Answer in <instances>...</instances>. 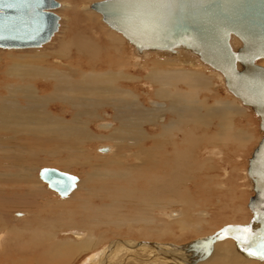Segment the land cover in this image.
Masks as SVG:
<instances>
[{"label": "bare ground", "instance_id": "bare-ground-1", "mask_svg": "<svg viewBox=\"0 0 264 264\" xmlns=\"http://www.w3.org/2000/svg\"><path fill=\"white\" fill-rule=\"evenodd\" d=\"M90 1L81 0L85 4L82 7L90 6L87 5ZM62 5L59 3V7ZM118 41L105 30L101 36H93L92 41L80 40L72 53V49H66L70 45L65 44L62 46L64 50H58L56 45V51L42 48L0 54V224L8 223V243L0 244V261L6 264H29L24 257L29 254L32 263L65 264L68 261L65 259L72 258L73 254L94 247L100 240L95 237L94 231L107 225L111 228L126 224L131 228L130 231L137 234L136 238L143 241H114L113 238L111 242L100 243L97 250L88 251L83 258L85 264L94 261L95 257L101 259L103 254H109L112 249L122 250L120 256L123 257V264H184L186 262L182 256L189 258L194 256V251L199 254L202 248L211 249L220 239H229L234 243L229 236L216 237L215 233L222 228L227 234L241 237V226L247 225L249 219L245 223H226L212 234L185 245L152 241L151 238L166 236L171 220L175 219L173 217L180 220V236L184 237L189 230L199 233L203 221L200 218L206 217L208 213L198 202L200 199L191 197L186 181L190 180L199 194L206 180L210 184L216 177L214 157L220 154L221 147L230 145L229 158L232 163L233 158L238 157L237 152L242 153L246 149L250 135L245 128H235L232 122L246 110L233 96L230 100L216 96L214 88H210L215 84L214 73L205 75L202 70L190 66L185 68V62L190 61L195 65L197 59L184 51L162 62H147L149 71L148 66L143 64L148 72L143 75L142 80L145 82L141 83L136 70L139 71L143 66L137 63V57L133 54L135 51L131 50L133 47H123V40L121 43ZM231 43L233 47L239 46L235 39ZM105 52H111L116 57L106 58L103 55ZM261 64L264 66V62ZM139 84L144 85L143 92ZM140 94L144 95L147 105L141 103ZM90 124H101L105 131L110 132L92 134L89 131ZM18 139L21 140L19 143L13 141ZM24 141L29 142V145ZM93 141L112 144L111 147L98 148L101 154L109 151L114 153L108 157L95 155L90 158L89 150ZM43 142H59L60 149L71 150L70 156L65 151L67 157H61L60 151H57L59 154L53 158L65 169L82 165L79 162L72 163L77 159L71 157L73 154L88 156L90 162L88 159V162L82 161L88 168L86 193H83L84 196L81 194L80 199L73 198V210L65 203L73 194L70 196L69 193L70 197L64 202L45 199L46 182L40 178V182L33 179L35 168L28 162L33 161L34 154L27 146L37 143L41 147L43 144L40 143ZM131 150L140 153L136 155L133 152V156H128ZM24 153L30 154V161L22 159ZM202 176H207V179ZM73 177L74 188H83L79 180ZM211 185L213 187L215 182ZM45 200H48L47 206H43ZM176 204H182L181 210H170V205ZM15 210L20 212H13ZM21 212L25 213L22 219H10L15 213L16 217H21ZM44 213L52 215L45 218ZM24 223H27L26 226ZM2 227L0 225V230ZM21 229L28 230V240H23L21 232L24 230ZM61 235L65 237L62 241L59 238ZM67 235H73L74 238ZM211 237L212 240L206 246L205 243ZM221 248L217 247L216 251H222ZM40 249L43 252L35 254ZM104 260L98 263L106 264Z\"/></svg>", "mask_w": 264, "mask_h": 264}, {"label": "water", "instance_id": "water-1", "mask_svg": "<svg viewBox=\"0 0 264 264\" xmlns=\"http://www.w3.org/2000/svg\"><path fill=\"white\" fill-rule=\"evenodd\" d=\"M58 7L56 0H0V48H38L49 42L59 27ZM90 9L139 55L184 51L195 56L219 72L225 89L258 118L261 137L246 168L250 218L241 226L249 231L236 238L222 228L215 235L231 237L243 258L262 262L250 253L264 244V0H101ZM39 178L61 197L74 189L75 178L55 169H42Z\"/></svg>", "mask_w": 264, "mask_h": 264}, {"label": "rangeland", "instance_id": "rangeland-1", "mask_svg": "<svg viewBox=\"0 0 264 264\" xmlns=\"http://www.w3.org/2000/svg\"><path fill=\"white\" fill-rule=\"evenodd\" d=\"M56 1L59 2V3H61V5L62 4L63 5L54 10V13H56V15L59 17V28H58L57 32L51 37V39L49 40V42H47L46 44H44V45H42V46H40L38 48H28V49H2V48H0V54L1 53H7V52H13V53L16 54V53H20V52H27L29 50H37V49H42V48H47V49H49L51 51H54V50L56 51V49H54V47L56 45H57L56 48L58 50H64V47H62V46L65 45V44L66 45L67 44L70 45L66 49H72L71 50V53H72L73 52V49L75 48V46H77V44L80 42V40L81 41H92V37L93 36H96V35L97 36L98 35L101 36L102 34H104L105 30H106V32L112 34L117 41L119 40L118 42H120L121 40H123V41H121V42H123V44L120 42L121 43V46L127 47L129 45V44H127V42L125 41V39L122 38L121 35H119L115 31L111 30L107 25H105V23L102 22L100 15L97 14V13H95V11L91 10L89 8L90 6H88L87 8L82 7L85 4H83V2H81V0H56ZM94 1L96 2V1H99V0H91L90 1L91 3L89 2L87 5H90V4L94 3ZM104 28H105V30L102 31ZM98 29L101 30L102 33L99 32ZM114 34H116V35H114ZM73 39H75V40H73ZM105 39H107V38L105 37ZM69 42H71V43H69ZM71 46H72V48H71ZM129 47H131V46L129 45ZM131 50L133 52V48ZM150 53H152V54L151 55L150 54L148 55L147 52H145V53L139 55V54L133 52V54L135 55V57H137V63L138 64L140 63L139 65H142L144 67L143 68L142 66H139V67H142V68H140L141 70L140 69H139V71L136 70L137 71V75L139 76L140 80H142L144 78V76L147 74V72L150 70L149 63H151L152 60L153 61L159 60L160 62H162L164 60H168V59H171V58L177 56L176 55V56H172L171 57V56H169L166 53L164 54L163 52H155V53L154 52H150ZM103 55H104V57L106 56V58L107 57L108 58H115L116 57V55L113 54V53H111V52H108V53L105 52V54H103ZM158 55H159V57H158ZM141 56H144V57H141ZM149 56H150V58H149ZM152 56H155V58L152 57ZM167 56H168V58H167ZM147 59H150V60H147ZM196 59L197 58H195V60ZM145 60H147V61H145ZM197 60L194 62L195 65H193V63H191L190 61L185 62L184 64H187V65H185L184 67L185 68H188V66H190L189 68H192V69H195L196 68V70H202L201 72L204 73L205 75H209V74H213L214 73L213 75H214L215 78H214L213 82H215V84H213L210 88L212 90L214 88V93L217 94V95L216 94L215 95L216 96H219V98L221 97L222 99H225V100H227V99L230 100V99L235 98L232 94H230L229 92H227V90L225 89V87L223 85V79H222L221 74L219 72L215 71V70L210 69L207 65H205L202 62H200L199 60L198 61ZM147 62H149V63H147ZM261 63H263V62H261ZM143 64H145V65L148 66L147 67V70L149 69L148 71H146L145 65H143ZM191 64H192V66H191ZM104 67H106V66H104ZM197 68H200V69H197ZM142 70H144V71H142ZM140 76H142V77H140ZM144 82H145V80H142L141 83H144ZM143 86L144 85H141L140 86V84H139V88L141 89V92L144 91V89L142 88ZM204 92L205 91L201 92V94L203 95ZM214 93H212V94H214ZM201 94H200V97L202 96ZM208 94L211 95L210 92H208ZM143 96L144 95H141L140 94L141 103H144V104L147 105V101H145L143 99ZM232 96H233V98H232ZM235 101L237 103H239L238 100H236V98H235ZM239 105H241V104H239ZM241 107L244 108L246 111H244V114L241 117L238 116L237 119H234L232 122H233L235 128L236 127L237 128H241V127L242 128H245L246 133L248 135H250L249 136L250 139H249V141H248V143L246 145V149L244 151H242V153H240V151H239V153L237 152V156L238 157L233 158V163H232V161L229 158V155H230L229 151H230V148H231L230 145L221 147V149L219 150L220 151V154H217L216 155L217 157L216 156L214 157V162H215V167H216V177H214L212 179V182H211V183L215 182V185H213V187H217V188L213 189L211 183L209 184L208 181L206 180V183L203 184L204 188L201 187L200 193L198 194L197 189L192 187L191 181L190 180L186 181L187 188L189 190V194L191 195V197L194 200L200 199L201 201L198 200V202H200V204H202V207H203L205 213L206 214L208 213L206 217L200 218V220L202 219L203 221H201L199 233L195 234L196 233L195 230H189V231H186L185 232L184 237L183 236H180L179 235L180 234V231H179V226H178V224H179L178 222H180V220L177 217H173L175 219H172L171 220V224H170V226L168 228V231L169 232L167 231L166 236L159 237V239H157L156 237L155 238H151L154 243H167V242H170V244L185 245L186 243H190L192 241H195L194 239L204 238L205 235L208 236V235L212 234L213 232L217 231L218 229H220L224 225H226V223L227 224L228 223H240V222L241 223L242 222L245 223L249 219L250 212H249V210L246 207V203H247L248 197H250L252 195V192H251V188L249 186L250 184L248 182L249 180H248V178L246 176L245 170L247 168V159L250 157V154L252 153L253 148L256 147V145H257V143L259 141V138L261 137V133L258 130V118L248 108H246V107H244L242 105H241ZM238 124L240 126H238ZM100 125L101 124H97V125L96 124H90L89 125V131L92 134L94 133L96 135L105 134V133L107 134V133L110 132V131L109 132L108 131H105L102 128V125L101 126ZM27 140H29V139H27ZM13 141L14 142L15 141H18V143H19V141H21V140L18 139V140H13ZM26 142H28V141H26ZM93 142H92V145L90 144L91 145L90 150H89V157L90 158H92V156L94 157L95 155L96 156H102V157H108L109 155H112L114 153L112 151H109V153H107V154H105V153L104 154H101L102 152L98 150V148H100L101 146H103V147H106V146L111 147L112 146L111 143H109V142L103 143V141H100L99 143L98 142L95 143V141H93ZM24 143H25V141H24ZM28 143H25V144L26 145H29ZM45 143L46 142L40 143V145L43 144V145H41V147L39 145H36L37 143H34L35 144V145L33 144L34 146H32V144L30 146H27V149L29 151L32 149L33 151L31 153L34 154L33 161L28 162L31 165V167L34 166V168L36 169V170L33 169V175H35L34 176L35 178H33V179H35V180H37V181L40 182L41 180L38 177V172L41 169H44V168H54L56 170L65 172V173H67L69 175L75 176L79 180V185H83V188H82V186L81 187L78 186L79 188L78 187H75L70 192V194H69L70 196L72 194L73 195L71 197L68 195V197L66 196L67 198L66 197H63L62 198L61 196H58V194L56 195V192H54L51 189L47 188L46 183L43 182L44 185H45V188H44L45 191L44 190L43 191L46 193L45 194V199L46 198H49V199L55 200L57 202H59V201L62 200V202H64L65 200H67L70 197L69 199H71V200L68 199L65 203L68 205L69 208L72 209V207H71L72 204H73L72 202L75 201V199H73V198H76V199L79 198L80 199L81 198V194L84 196V194L86 193L85 187H86V179L88 177L86 174H88L87 173L88 168H87V166L83 165V162L82 161H84V160L87 161V159H88L87 157L88 156L87 157H84V155H81L80 156V154H78V153H75V155H74L73 154L74 151H73L72 152L73 156H71V157H73L74 159H76V158L77 159L74 160V161H72V163L73 162H79V163H82V165H80V166L72 165V166L67 167L65 169L61 165H58L59 163H57L56 161H53L54 160L53 158L56 157V154L58 153L57 151H60V154L59 153L58 154L61 157H67V153H66L67 151H68L69 156H70L71 150L69 151L68 148H66V150H65L66 152H65L64 150L60 149L59 148V142H58V144L56 143L57 145L55 144V142H50V143H53L52 145L50 143H48V142L46 144ZM69 143H70V140L68 141V144ZM226 148H227V150H226ZM45 151H48L49 154L47 152H45ZM131 151L128 152L129 153L128 156H133L134 153H136V155H138L140 153L139 151H136V150L135 151L131 150ZM63 152H65V153H63ZM28 155H30V154L24 153V155H22V159L25 162L31 160ZM25 157H26V160L24 159ZM27 157H28V159H27ZM23 160H21V161L24 162ZM88 161H89V159H88ZM32 162H34V163H32ZM91 163H94V162H91ZM95 163L98 164V162H95ZM214 168L212 169V172H214ZM35 171H37V172H35ZM202 177H205V179H207V176H202ZM78 180H77V183H78ZM80 183H82V184H80ZM231 184H233V185H231ZM207 186H208V188H206ZM77 192L79 194H77ZM77 195H79L80 197L77 196ZM60 197H61V199H60ZM44 202H43V206L45 204L47 206L48 200L47 201L45 200ZM170 206L171 207H169V208L172 211H177V210H179V208L181 210V208H182V204H176V205H170ZM9 209L7 210V213L9 211ZM233 209H234V212H232ZM20 210H15L13 212H16V213L18 212L19 213ZM15 214H12L10 216V219H14V218L15 219H22L23 217H25L24 216L25 215L24 212H21V214H22L21 217H16ZM51 215L52 214H50V213H44L45 218H48ZM240 217H242V218H240ZM8 218H9V216H8ZM239 218H240V220H239ZM24 224L26 226L27 223H24ZM0 225H3L2 229L0 230V234H1V236H0V238H1L0 239V244L1 243H5L6 241H7L6 243H8V234H7L8 223H3V224H0ZM103 227H104V229H106L105 231H104ZM113 227L110 228V226L107 225V226H101V227H99L98 228L99 231H98V229H96L94 231V235H95L96 238H99L100 240L97 241V244L94 247L91 246V249H88V251L97 250V247L99 245L104 244L106 242H111V241H113V238H114V241H118V240L128 241L127 239H129V240H135L136 242L143 241L140 238H136L137 234L136 233L134 234V232L130 231L131 228H129L126 224H125V226H123V225H120L119 226L118 225L116 227V225H114ZM22 228H24V227H22ZM117 228L118 229L121 228V229H119L120 231H118ZM108 229H109V231H108ZM132 229H134V228H132ZM21 230H24L25 231V233H24V231H22V232L20 231L21 232V235L24 237V238L22 237L23 240L24 241L28 240L29 237H30V235H28L29 233L27 232L28 230L27 231H26V229H21ZM114 230H115V232L112 233V231H114ZM103 234H104V237L102 236ZM175 234H176V237H175ZM115 235H117V236H115ZM6 236H7V238H6ZM67 236H69V235H67ZM69 237L71 239L74 238L73 235H71ZM106 237H107V240H110V241L105 240ZM59 238L62 241V240H64L65 237L63 235H61V236H59ZM224 240H221V239L218 240L213 245V247L211 248L212 250L209 249V248L208 249L207 248H204V249L202 248V249H200L199 254H197L196 251H194L195 253L193 252L194 253V256L193 257L185 258L186 256H182V259L186 262L184 264H187V263L188 264H206V263L207 264H215V263L217 264L218 261H219L218 264H225V263L226 264H264V261L258 263L257 261H254V260H249V261H251L249 263L248 260L243 259L240 254H238V253L235 252V246H234L235 243H233L232 240L229 241V239L227 240L225 238H224ZM71 242H75V241H71ZM217 247H222L221 249H222L223 252L221 250H220L221 252L220 251H216L217 250L216 249ZM227 247L229 249H227ZM120 248H121V246H120ZM223 248L225 249V251H224ZM8 249L13 250L12 248H8ZM88 251L87 250H84L83 252H80L79 251L78 253L73 254V256H71L72 258L65 259V260H68V261L70 260V262L67 261V263H65V264H85L84 263L85 260H83V258L86 256V254L88 253ZM40 252H43V250L40 249V251L39 250L36 251L35 254L38 255ZM110 252H112V254ZM110 252L107 255H106V253L103 254V256L101 258L102 260H104L106 257L109 259V260L108 259L107 260L106 259L104 260V261L107 262L106 264H123L122 263L123 261H121L123 259V257H121L122 256V250L121 249H119V251H115V250L112 249ZM225 252H226V254H225ZM120 254H121V256H120ZM137 254H139V253H137ZM237 254L240 255V256L238 257ZM28 255H25L24 257L26 258V261L29 264H38L37 262L36 263L35 262L32 263ZM216 255H219L220 257L219 256H216ZM189 256H190V254H189ZM205 257H206V259H205ZM218 257H219V259H218ZM223 257L224 258L226 257V258L224 259ZM101 259L98 258V257H95L94 261L87 262V264H99L98 262ZM203 259H205V260H203ZM215 259H217V260H215ZM3 262L4 261H0V264H6V262H4V263Z\"/></svg>", "mask_w": 264, "mask_h": 264}, {"label": "snow or ice", "instance_id": "snow-or-ice-1", "mask_svg": "<svg viewBox=\"0 0 264 264\" xmlns=\"http://www.w3.org/2000/svg\"><path fill=\"white\" fill-rule=\"evenodd\" d=\"M241 232L243 233H246L248 232L249 230L247 228H243V229H240ZM250 254H258L260 255L262 258H264V244H261L260 246V250L258 253H250Z\"/></svg>", "mask_w": 264, "mask_h": 264}]
</instances>
